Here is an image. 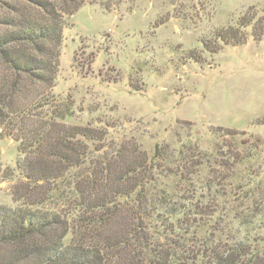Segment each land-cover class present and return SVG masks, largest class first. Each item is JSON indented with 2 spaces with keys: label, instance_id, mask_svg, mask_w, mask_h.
<instances>
[{
  "label": "rangeland",
  "instance_id": "374dc122",
  "mask_svg": "<svg viewBox=\"0 0 264 264\" xmlns=\"http://www.w3.org/2000/svg\"><path fill=\"white\" fill-rule=\"evenodd\" d=\"M15 4L0 0V34ZM65 20L54 86L24 79L28 96H49L52 124L90 128L106 140L97 147L152 161L158 145L154 192L203 207L218 220L217 240L264 254V0H84ZM16 137L0 133V204L49 200L37 207L72 220L78 210L59 198L71 197L68 179L32 186L17 169ZM147 222L152 236L157 223Z\"/></svg>",
  "mask_w": 264,
  "mask_h": 264
},
{
  "label": "trees",
  "instance_id": "16d2710c",
  "mask_svg": "<svg viewBox=\"0 0 264 264\" xmlns=\"http://www.w3.org/2000/svg\"><path fill=\"white\" fill-rule=\"evenodd\" d=\"M23 1L28 7L12 6L0 34V133L18 134L23 160L17 169L31 185L68 179L73 198H59L70 199L79 213L62 219L54 209L37 207L49 200L18 208L0 204V264H264V254L246 243L217 240L218 220L203 207L176 202L166 190L154 192L158 145L150 161L122 145L97 147L106 140L90 128L52 124L59 118L45 114L49 96H28L23 80L53 88L65 18L84 0ZM42 114L44 122L29 128L27 119ZM154 220L158 236L148 234L147 221ZM206 220L212 226L204 237Z\"/></svg>",
  "mask_w": 264,
  "mask_h": 264
}]
</instances>
